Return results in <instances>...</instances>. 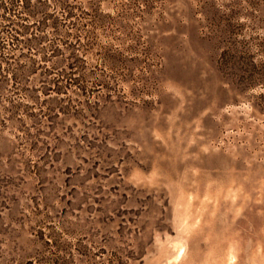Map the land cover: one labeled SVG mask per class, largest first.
Wrapping results in <instances>:
<instances>
[{
  "label": "rangeland",
  "instance_id": "1",
  "mask_svg": "<svg viewBox=\"0 0 264 264\" xmlns=\"http://www.w3.org/2000/svg\"><path fill=\"white\" fill-rule=\"evenodd\" d=\"M0 264H264V0H0Z\"/></svg>",
  "mask_w": 264,
  "mask_h": 264
}]
</instances>
